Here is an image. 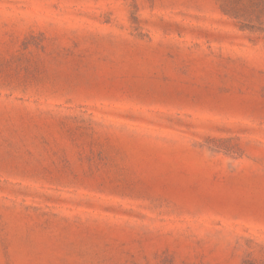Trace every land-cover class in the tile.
Wrapping results in <instances>:
<instances>
[{
	"label": "rangeland",
	"instance_id": "obj_1",
	"mask_svg": "<svg viewBox=\"0 0 264 264\" xmlns=\"http://www.w3.org/2000/svg\"><path fill=\"white\" fill-rule=\"evenodd\" d=\"M264 264V0H0V264Z\"/></svg>",
	"mask_w": 264,
	"mask_h": 264
},
{
	"label": "trees",
	"instance_id": "obj_2",
	"mask_svg": "<svg viewBox=\"0 0 264 264\" xmlns=\"http://www.w3.org/2000/svg\"><path fill=\"white\" fill-rule=\"evenodd\" d=\"M242 264H263V263H257V262L252 261V260H245Z\"/></svg>",
	"mask_w": 264,
	"mask_h": 264
}]
</instances>
